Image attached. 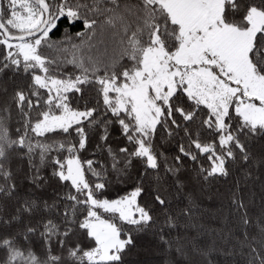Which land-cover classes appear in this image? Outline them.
<instances>
[{"label":"snow or ice","instance_id":"snow-or-ice-1","mask_svg":"<svg viewBox=\"0 0 264 264\" xmlns=\"http://www.w3.org/2000/svg\"><path fill=\"white\" fill-rule=\"evenodd\" d=\"M93 133L107 166L81 159ZM113 176L135 186L110 199ZM230 176L223 243L202 241L197 193ZM261 176L264 0L0 3V264H126L137 236L164 264H264V195L245 191Z\"/></svg>","mask_w":264,"mask_h":264},{"label":"trees","instance_id":"trees-1","mask_svg":"<svg viewBox=\"0 0 264 264\" xmlns=\"http://www.w3.org/2000/svg\"><path fill=\"white\" fill-rule=\"evenodd\" d=\"M3 0H0L2 3ZM3 6L6 7V4ZM59 34L53 37L57 39ZM69 71H72L71 66H67ZM91 95H95L94 92ZM102 103V101H101ZM75 106V105H74ZM203 115L207 114L206 109H201ZM18 117L15 113L12 114L10 121V129L13 134H15V129L19 127ZM111 135L109 137L108 143L113 146V148H118L125 146L127 141L124 137L120 135V129L118 125H113L110 128ZM74 136V132H73ZM52 139H62L64 134L58 133L55 136L51 137ZM180 137L177 136L175 139L169 137L167 133L160 128L156 134L155 143L160 147L161 151H164L168 156H174L177 154L178 143ZM99 138L94 133L90 136V142L87 150L80 153L81 159L86 161L88 159H93L98 162H104L105 165L110 164V160H107V153H100L96 150L94 154V149L96 148ZM201 162L205 167L208 166V161L206 157H203ZM23 166V165H21ZM99 169L100 164L95 165ZM90 182L95 183L96 178L93 177L90 173L86 172ZM133 175H136V172L133 171ZM113 183H111L108 188L105 190V195L112 199L116 198L119 195H123L126 192L130 191L135 186V181H128L127 183H117L115 182V177H111ZM234 177H229L226 179H219L214 182L213 186L208 188L203 193L198 192V203L199 208L194 214V220L192 221L197 225L195 228H189L188 232L191 235H196L199 233L198 238L202 241H211L216 240L218 243H223L221 236L219 235V229L221 227L222 217L226 214V210L230 207L229 197L233 190ZM70 185L61 191H70ZM246 193H254V199L256 201V206L259 207L260 197L264 195V176H261L260 179L255 181H249L248 187L245 189ZM51 192V189H49ZM150 200V195L146 191L140 197V203L145 204ZM105 218H109V214H104ZM119 224L120 222L116 220ZM124 230H128L129 226L124 225ZM215 229L214 233L212 230ZM137 247L132 250V255L129 257V260L126 264H164L165 256L159 248L156 247L155 241L149 236H137L136 237ZM89 245L85 243V247ZM246 255L244 252H240L236 256L237 264H246Z\"/></svg>","mask_w":264,"mask_h":264}]
</instances>
